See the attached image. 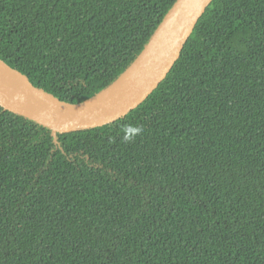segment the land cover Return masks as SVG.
<instances>
[{
  "label": "trees",
  "instance_id": "obj_1",
  "mask_svg": "<svg viewBox=\"0 0 264 264\" xmlns=\"http://www.w3.org/2000/svg\"><path fill=\"white\" fill-rule=\"evenodd\" d=\"M177 1L0 0V59L82 103ZM0 264H264V0H212L113 123L54 138L0 106Z\"/></svg>",
  "mask_w": 264,
  "mask_h": 264
},
{
  "label": "water",
  "instance_id": "obj_2",
  "mask_svg": "<svg viewBox=\"0 0 264 264\" xmlns=\"http://www.w3.org/2000/svg\"><path fill=\"white\" fill-rule=\"evenodd\" d=\"M212 0H178L135 61L107 88L78 104L36 88L0 59V106L57 133L113 123L162 83Z\"/></svg>",
  "mask_w": 264,
  "mask_h": 264
},
{
  "label": "clouds",
  "instance_id": "obj_3",
  "mask_svg": "<svg viewBox=\"0 0 264 264\" xmlns=\"http://www.w3.org/2000/svg\"><path fill=\"white\" fill-rule=\"evenodd\" d=\"M138 131H139V130H138ZM125 139H131V137H127V136H126Z\"/></svg>",
  "mask_w": 264,
  "mask_h": 264
}]
</instances>
